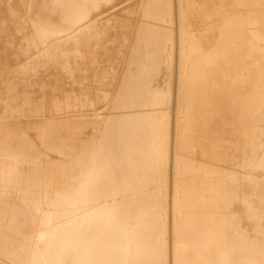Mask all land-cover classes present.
Masks as SVG:
<instances>
[{
	"label": "bare ground",
	"instance_id": "bare-ground-1",
	"mask_svg": "<svg viewBox=\"0 0 264 264\" xmlns=\"http://www.w3.org/2000/svg\"><path fill=\"white\" fill-rule=\"evenodd\" d=\"M0 43V264H264V0H0Z\"/></svg>",
	"mask_w": 264,
	"mask_h": 264
},
{
	"label": "rangeland",
	"instance_id": "rangeland-1",
	"mask_svg": "<svg viewBox=\"0 0 264 264\" xmlns=\"http://www.w3.org/2000/svg\"><path fill=\"white\" fill-rule=\"evenodd\" d=\"M125 5H127V4H125ZM125 5H123V6H125ZM123 6H122V7H123ZM119 9H121V8H119ZM0 44L2 45V43H0ZM43 70H44V69H43ZM43 70H41V72H40L41 74H42V71H43ZM45 71H46V70H44L43 72H45ZM44 74H47V71H46V73H43V75H44ZM40 76L42 77V75H40ZM47 76H48V74L45 75V77H43V78L48 79V78H46ZM49 77H50V76H49ZM39 78H40V77H38V79H39ZM43 78H41V79L43 80ZM45 79H44V81H45ZM50 79H51V78H50ZM38 81H40V80H38ZM41 82H42V81H41ZM47 82H49V79L47 80ZM37 86H38V88H37V87H36V88H37V90H39V91H38V95L36 94L37 91H35V90H34V91H35L34 93L36 94V96H40V95H41V94H40L41 91H40V87H39V86H41V85L38 84ZM33 89H34V88H33ZM42 89H43V88H42ZM46 90H47V88H46ZM42 93H43V90H42ZM39 94H40V95H39Z\"/></svg>",
	"mask_w": 264,
	"mask_h": 264
}]
</instances>
